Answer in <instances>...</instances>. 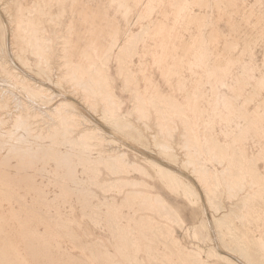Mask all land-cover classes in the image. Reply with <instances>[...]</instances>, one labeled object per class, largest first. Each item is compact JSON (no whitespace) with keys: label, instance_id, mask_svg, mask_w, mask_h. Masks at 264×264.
<instances>
[{"label":"rangeland","instance_id":"374dc122","mask_svg":"<svg viewBox=\"0 0 264 264\" xmlns=\"http://www.w3.org/2000/svg\"><path fill=\"white\" fill-rule=\"evenodd\" d=\"M133 32L143 36H136L141 38H136L135 42L139 41L135 50L126 57L123 74L130 71L132 85H137L147 102L152 97L171 96L182 103L196 145L203 149L199 157L216 172L221 183V187L213 186L215 199L212 197L210 204L193 168L183 162L185 151L179 144L184 140V128L179 119L176 135L171 138L166 131L158 132L155 116L141 120L132 112L133 93L124 87L117 54ZM43 34L51 39L54 52L47 62L32 46ZM62 34L64 39H59ZM62 47L67 59L84 66L76 68V73L86 80H96L95 75L88 77L86 73L87 69L96 70L95 62L105 67L123 101L117 112L106 114L101 105L90 110L74 92L60 68L63 59L58 52ZM0 50L8 60L6 67L0 66V83L7 81L11 66L22 67L20 71L28 72L49 87L50 94L53 92L41 95L46 104L65 97L120 141L118 147L111 141L108 143L112 145L92 139L89 142L93 146L85 149L82 137L74 141L71 134L40 135L34 129V117L26 114L18 126L15 122L9 126L6 111L15 108L9 99L5 101L4 109L0 108V264H54L53 257L66 264H152L156 260L160 264H199L184 253L188 249H195L200 260L215 264H250V259L259 257L257 254L264 263V185L259 181L251 186L248 176L244 187L230 196L222 173L227 160L213 158L206 151L207 141L213 137L227 145L228 153L239 148L245 161L261 152L253 177L259 170L264 181V0H0ZM5 88L14 90L16 97L25 96L18 87ZM143 121L151 128L144 127ZM31 128L34 132L28 133ZM156 139L171 145L173 156L167 158L155 145ZM107 148L125 152L139 163L157 160L178 172L179 180L176 173L168 176L148 164L152 176L146 179V193L152 198L155 193L163 194L179 208L180 218L175 221V215L165 213L168 211L143 207L141 197L126 204L123 199L130 188L115 184V178L121 179L123 172L114 174L106 162L99 160L109 156ZM53 151L61 154L59 160L49 155ZM63 152L66 157L73 154L68 157L76 164L73 171L68 170V160L67 164L60 162V157L65 158ZM134 169L126 174L146 178ZM172 180H176L174 186ZM255 191V198L244 201L242 196ZM113 199L118 202V219L102 213L106 200ZM247 204L253 206L248 212L244 210ZM130 215L138 219L150 216V228L157 230L153 232L157 235L151 231L143 235L130 224ZM58 218L65 223L63 226L56 227ZM159 221L164 224H157ZM204 222L211 229L202 230L204 238L197 239L190 227ZM121 224L129 237L132 235L130 242L122 240L115 230ZM148 240L150 249H155L150 250L151 254L145 245ZM177 241L185 250L175 245ZM221 253H228L230 259L218 256ZM129 254H135L138 263L132 262Z\"/></svg>","mask_w":264,"mask_h":264},{"label":"bare ground","instance_id":"6f19581e","mask_svg":"<svg viewBox=\"0 0 264 264\" xmlns=\"http://www.w3.org/2000/svg\"><path fill=\"white\" fill-rule=\"evenodd\" d=\"M58 18V17H57ZM59 20V19H58ZM54 22H57L55 20H53ZM60 22V20H59ZM58 22V23H59ZM44 29V28H43ZM41 31V30H40ZM46 31V30H45ZM143 32V31H142ZM141 32V33H142ZM42 34V33H41ZM140 33L138 34H135L133 36V38H131L129 40V42H135V40H137L136 38H139V37H136L137 35L139 36ZM143 36V33L140 34V36ZM39 36V34H38ZM41 36V35H40ZM59 39H64V35H60L58 37ZM141 38V37H140ZM139 38V39H140ZM138 39V41H139ZM34 41V39H32ZM31 40V41H32ZM58 40V39H57ZM61 41V40H60ZM137 41V42H138ZM53 42V40H52ZM63 42V41H62ZM33 43V42H32ZM3 44V43H2ZM32 46H34V51H36L37 55H38V52H40V54H42L43 56V59L46 60L45 62L47 61H50L52 57H54V52L51 48V39L46 35V34H43L41 37H37L36 38V41L34 42V44H32ZM63 48V47H62ZM3 50V49H2ZM61 50V49H59ZM1 51V50H0ZM2 53V52H1ZM19 58H21L19 55H18ZM56 57V56H55ZM58 57H60V60L61 58L63 59L62 63L60 64V68H62L61 70H63V77H65L69 83L71 84V88L74 89V92L79 94L82 99L84 100V102H86L88 104V106L90 107V110L93 109L94 111L97 110V108L101 105L103 110L108 113H111V112H114L117 110V107L118 105L120 104V101L114 91V88L108 78V75H107V72L105 70V67L99 65L98 63L95 62V66H96V70H86V73L89 77V75L91 76H96V80H91L89 78H87L88 80H86L85 76H81L79 74L76 73V68H82L84 69V66H81V65H77V64H74L73 62L69 61L66 56H65V52H64V48L62 49L61 52H58ZM42 59V58H41ZM40 59V60H41ZM58 59V58H57ZM8 62V60L6 59V57H4L3 55H0V66L2 67H6V63ZM28 62V61H27ZM44 62V63H45ZM59 62V61H58ZM12 63V62H11ZM29 63V62H28ZM42 62H40L41 64ZM49 63V62H48ZM51 63V62H50ZM53 64V63H52ZM55 65V64H54ZM94 65V63H93ZM49 66V64H48ZM58 66V64H57ZM50 67V66H49ZM59 67V66H58ZM22 68V67H21ZM20 68V69H21ZM86 68V67H85ZM20 69L17 67V66H11V70L12 71H7V81L5 82H1L0 83V108H3L5 107V101H11L13 102L14 104V108L15 110H9L7 109L6 113V118H7V122L8 125L12 122H15L14 124L16 126H18L21 122L19 123L20 119L26 114V116H33L34 117V123H32L34 125V129L35 131H37L40 135L42 133H47L48 135L52 136V135H56V133H63V134H71L70 136H74L72 139L74 141H81V140H77V138H81L82 137V143H83V146L85 147V149H89L91 146H93L89 140L91 141L92 139H99L100 141H103L105 143H108V142H114V143H117V146H118V143L120 142L119 140H117V138H113V136L111 137L110 134L105 131L103 128H101L97 123H95L94 121H92L90 118H88L84 113H82L79 109V107L77 105H75L72 101L68 100L67 98H61L60 100H57V102L55 103H49V104H46L45 101H43V99L41 98V95H44L46 94L47 96L50 94V88L45 86L44 84H42L40 81L32 78L31 76H29L28 72H22L20 71ZM23 70V69H22ZM123 70V69H122ZM51 71V69H50ZM55 72V71H54ZM59 72V71H58ZM57 72V73H58ZM6 76V75H5ZM90 76V78H91ZM58 78V77H57ZM61 79V78H59ZM64 79V78H63ZM86 80L87 84L84 83V81ZM91 80V81H90ZM59 81V80H58ZM65 81V79H64ZM67 82V81H66ZM84 83V84H83ZM63 84V83H62ZM9 85H13L14 87H18L20 93H23L25 96L23 97H16L17 95L14 96V90L10 91L8 89L5 88V86H8ZM69 85V84H68ZM105 87V89H104ZM15 88V89H16ZM13 89V88H12ZM52 92V91H51ZM17 93V92H16ZM53 93V92H52ZM51 93V94H52ZM18 94V93H17ZM50 94V95H51ZM19 96V95H18ZM55 96V95H54ZM61 96V95H60ZM64 96V95H63ZM50 97V96H49ZM56 97H57V94H56ZM59 99V98H58ZM136 99L138 100L139 103H145L146 100L144 98H142L141 96H136ZM51 100V99H50ZM164 102H171L172 103V107H173V110L174 112H177V108H178V102L176 100H173V99H169L167 98L166 101ZM159 102L157 103H154V107H158V104ZM10 107V106H9ZM12 107V106H11ZM10 107V108H11ZM88 107V108H89ZM4 109V108H3ZM13 109V108H12ZM43 109H46V112L45 110ZM139 109L138 106H135V111L134 112H137V110ZM2 110V109H1ZM0 110V111H1ZM97 112V111H96ZM102 112V111H101ZM117 112V111H116ZM115 112V113H116ZM158 112V111H157ZM2 113V112H1ZM103 113V112H102ZM106 113V114H108ZM114 113V115H115ZM139 113H141V120L144 119V120H150L151 118V112L149 110H147L145 108L144 111L140 110L139 109ZM161 113V112H160ZM166 113V112H165ZM164 113V114H165ZM101 115V114H100ZM5 118V117H4ZM1 117V119L3 121H5L6 119H4ZM75 118V119H74ZM74 119V120H73ZM1 120V121H2ZM6 122V124H7ZM3 123V122H2ZM145 123V125H144ZM159 124L160 126L163 128H165L166 130H168L170 132V135L173 136L174 135V131L176 130V124L175 122L172 120L170 121H163V117H159ZM3 125V124H2ZM14 125V126H15ZM32 125V126H33ZM143 125L144 127H148V128H151L148 124H146V122L143 121ZM9 126H12V125H9ZM13 126V127H14ZM7 127V126H6ZM2 128V127H1ZM4 128V126H3ZM9 128V127H8ZM33 128L31 129H28L30 131H28V133H32V131L34 132V130H32ZM150 130V129H149ZM146 131V130H145ZM2 132V131H1ZM2 135V134H1ZM46 135V134H45ZM44 136V135H43ZM64 136V135H63ZM185 137V135H184ZM70 140L71 142L73 140ZM187 141L184 142V143H180L179 144V147L182 148L183 150L187 151L185 153V157L183 159V162L185 163L186 166L188 167H192L193 168V173L198 177L199 179V182L201 183V186L202 188L205 190L206 193L205 196H206V202H208V204H210L212 202L213 199H215L213 196L215 194V190L213 188L214 185H220L219 187H221V184L218 183V176L216 174V172L212 169H210L209 167H207L206 163L204 161H202L199 157V151L196 150L194 152H192V150L195 148L194 144L192 143V138L191 136L188 135V138H186ZM69 140V139H68ZM74 141H73V144H74ZM155 145L158 146V148L161 150V152L164 153V155L167 157L169 156H173V154L171 153L173 151V148L172 147H167L165 145V143L162 141V140H159V139H156L155 141ZM77 143V142H76ZM79 143V142H78ZM122 143V142H121ZM218 143V142H217ZM213 144V143H208L207 144V152L213 157H215V155H217V147L220 145L218 144ZM110 145H112V143H108ZM122 145V144H121ZM114 146V145H113ZM112 146V147H113ZM120 146V145H119ZM118 146V147H119ZM108 147V146H106ZM111 148V147H110ZM115 148V147H113ZM112 148V149H113ZM220 148H221V153H225L226 152V149L223 148L221 145H220ZM25 149V148H24ZM105 149V151L108 153V157L107 158H102V159H99L101 160V162H106V166H108L113 172L114 174L117 173V171H121L123 172V177L120 179V178H115V184L118 185V186H122V187H128L130 188V190L125 194L124 196V199L123 201L127 204V203H130L132 202L133 200H136L137 197H141V205L144 207V206H148L147 209H152L153 207H156L158 208L159 210H165V211H168V212H165L166 214L169 213V217L170 215H175L174 218H176L175 221H177V217L179 219V215H178V211L177 209L171 205L169 202H167V200L162 197V195L160 193H155V195L151 196L150 193H146V189L147 187L149 186L146 179L151 177L152 174L150 172V169L148 167V165L144 164V163H139V162H136L132 159H130L128 157V154L127 153H121L120 152L118 153L117 151H115L114 149ZM13 150V149H12ZM12 150H8L10 152H12ZM23 150V149H22ZM39 150V149H38ZM14 151V150H13ZM21 151V150H20ZM24 151V150H23ZM171 151V152H170ZM175 151V150H174ZM15 152V151H14ZM25 152V151H24ZM27 152V151H26ZM25 152V153H26ZM55 153H52L49 154V155H52L54 154V157L57 159V156H61V154H56V151H53ZM58 152V151H57ZM16 153V152H15ZM14 153V154H15ZM48 153V152H47ZM58 153H61L60 151ZM103 153V152H102ZM22 154V153H21ZM56 154V155H55ZM23 155V154H22ZM25 155V154H24ZM46 155V154H45ZM63 155H65V158L63 156L60 157V162L61 163H66L67 164V161L68 160V157H70L69 155H73L71 153H68V157H66V154L63 152ZM175 155V154H174ZM6 158L8 157V155L6 154L5 155ZM176 156V155H175ZM11 157V156H10ZM9 157V158H10ZM23 157V156H22ZM53 157V155H52ZM167 157V158H168ZM5 158V159H6ZM21 158V157H19ZM174 158V157H173ZM170 159V158H169ZM2 160H4L2 158ZM21 160V159H20ZM59 160V158L57 159ZM82 161V159H80ZM172 160V159H171ZM257 160V159H256ZM256 160H253L251 163L254 165L256 164ZM6 161V160H4ZM66 161V162H65ZM70 162V160H68ZM68 162V166H69V172L70 171H73V167H75L74 164H71L70 165ZM154 166L163 174V173H166L167 175L168 174H172V173H175L173 169L171 168H168V167H165L162 165V163L158 162L157 160H152ZM171 162V161H170ZM3 164V163H2ZM5 164V162H4ZM74 165V166H73ZM237 166L241 167V170H239L237 168ZM137 169L139 170L141 173H142V176L143 177H146L145 179H135V178H132V177H129L126 173H128L127 171L130 170V169ZM134 169V170H135ZM158 171V172H159ZM112 172V173H113ZM159 172V173H160ZM74 173V172H73ZM75 174V173H74ZM73 174V175H74ZM165 174V176H166ZM223 174H224V182L226 183V185L228 186V189H229V194L230 196L233 195V192L237 189V188H241L243 185H244V182L246 181L247 179V175L245 173V171H243V164H240V162H231V164H229L223 171ZM118 175V174H117ZM257 177H253L252 176V180H251V186H254V184L256 182H259L261 181L260 180V177L258 174H256ZM163 176V175H162ZM164 176V177H165ZM169 176V175H168ZM173 176V175H172ZM177 176V177H176ZM176 179L179 178L178 175H176ZM232 176V178H231ZM171 177V176H170ZM71 178H74L73 176H71ZM162 178V177H161ZM231 178V179H229ZM174 179V178H173ZM167 180V179H166ZM179 180V179H178ZM173 181H176V180H172L170 182H173ZM180 182V181H179ZM247 182V181H246ZM34 184V183H33ZM188 184H191L190 182H188ZM187 185V184H186ZM190 185V187H192ZM103 186V185H102ZM189 186V185H188ZM244 187V186H243ZM242 187V188H243ZM34 188H35V185H34ZM194 188V187H193ZM241 188V189H242ZM41 189V188H40ZM195 189V188H194ZM203 190V191H204ZM195 191V190H194ZM197 191V190H196ZM190 192V191H189ZM42 193V192H41ZM194 193V192H193ZM219 193V191L217 192ZM38 194V193H37ZM189 194V193H188ZM192 194V193H191ZM198 194V193H197ZM258 194V191H255L253 194H250V195H247L245 196L244 201L245 200H248L250 199L251 197H254ZM39 195V194H38ZM200 196V195H199ZM217 196V195H216ZM215 196V197H216ZM213 197V199H212ZM205 198V197H204ZM19 200V199H18ZM204 200V199H203ZM44 201V200H43ZM117 201H115V199L111 201H107L105 202V205H106V209L104 211H102V213L104 212L108 217H114L115 216H120L119 213H117ZM147 203V205H146ZM239 203V202H238ZM245 205V204H244ZM221 206V203L218 204V207ZM119 207V206H118ZM253 206H249V204H247L245 206V211L248 212V210L250 208H252ZM221 208V207H220ZM218 208V209H220ZM141 209V208H140ZM216 208V210H218ZM158 210V211H159ZM221 210V209H220ZM232 211V210H231ZM220 212V211H219ZM220 214V213H219ZM143 215V214H142ZM130 224L133 223L135 225V227L139 228L140 229V232L143 234V235H147V232L149 233V231H151L150 233H156V232L150 228V223L153 221L150 220V216L148 215H144L143 217L141 218H136V217H133L132 215H130ZM161 217V215H160ZM168 218V216H166ZM129 218V216H128ZM153 218V217H152ZM57 219V218H56ZM115 219H118V218H115ZM161 219V218H160ZM165 219V218H164ZM173 219V217L171 218ZM153 220V219H152ZM174 220V219H173ZM215 220V219H214ZM219 220V218H218ZM151 221V222H150ZM168 221V220H167ZM217 221V220H216ZM214 221V222H216ZM179 222V221H178ZM218 222V221H217ZM119 223V222H118ZM157 224L160 223L159 222H156ZM162 223V222H161ZM160 223V224H161ZM65 223L58 218L57 220V226H63ZM132 224V225H133ZM164 224V223H162ZM161 224V225H162ZM218 224V223H216ZM120 225V224H119ZM153 225V224H152ZM161 225H158V228L161 229ZM157 226V225H156ZM163 228L164 225L162 226ZM55 228V227H54ZM117 228V229H116ZM151 229V230H150ZM157 229V228H156ZM159 229V230H160ZM191 229V234L195 237V238H201V232L202 230H210L211 227H210V224L207 223V222H204L202 223V225H193L190 227ZM189 229V230H190ZM230 229V228H229ZM233 228L231 227V230ZM28 230V229H27ZM31 230V229H30ZM29 230V231H30ZM115 230L120 233V235L123 237L122 240L124 241H128L130 242V237H132V235L129 237V235L127 234V231H126V228L125 226H123L121 224V226H118L117 225L115 226ZM164 230V229H163ZM26 231V230H24ZM37 231V234L40 235V236H44L43 233H41L40 231ZM172 231V230H171ZM70 232V231H69ZM173 232V231H172ZM205 232V231H204ZM209 232V231H208ZM153 233V236H156L155 234ZM163 233V232H162ZM36 234V235H37ZM203 234V233H202ZM207 234V233H206ZM141 235V234H140ZM171 235V234H170ZM204 236V234H203ZM202 236V237H203ZM247 237V236H246ZM153 238V237H152ZM204 238V237H203ZM170 239V238H169ZM239 239V238H238ZM174 241V240H173ZM176 241V240H175ZM247 241V239L245 240ZM150 241H145V245L147 246V250H149V253L151 254V251H155V249L151 250L150 249ZM178 243V247L179 249H183L184 246L183 245H179V242H175V245ZM262 245H263V248H264V239L262 238ZM176 246V247H177ZM175 247V249H176ZM39 249V248H38ZM178 249V248H177ZM176 249V250H177ZM151 250V251H150ZM175 250V251H176ZM185 250V249H183ZM189 251H184V253L187 252V254L190 256L189 258L191 259H196V262L199 263V264H215V263H212L211 261H204L203 259L200 260L196 254L194 252L195 249H188ZM163 251V250H162ZM166 251V249H165ZM180 251V250H179ZM177 250V252H179ZM240 251V250H238ZM244 251V250H243ZM182 252V251H181ZM181 252H179L181 254ZM156 253V252H154ZM153 253V254H154ZM162 253V252H161ZM166 253V252H165ZM46 254V253H45ZM125 254V253H124ZM210 254V253H209ZM217 254V252H216ZM253 255V254H252ZM255 255V254H254ZM259 257L258 258H254V259H250L251 260V263L250 264H264L262 262V257H260L261 255L260 254H257ZM49 256V255H48ZM128 258L132 261V262H135V263H138V259L136 257L135 254H129L127 255ZM154 256V255H153ZM183 257L186 255H182ZM210 256H213V255H210ZM218 256L222 257V258H225V259H230V256L228 253H221L219 254ZM246 255H244L245 257ZM110 257V256H109ZM155 257V256H154ZM184 257V258H185ZM251 257V256H250ZM247 258V257H246ZM252 258V257H251ZM128 259V260H129ZM243 258H241L242 260ZM248 260H245V263H247L246 261H249ZM52 262H54V264H62V263H65V261H63L62 259L60 260L59 258H52L51 259ZM78 259H73V261H77ZM188 260V259H187ZM240 260V261H241ZM68 261V260H67ZM264 261V260H263ZM77 262H81V261H77ZM161 261H157L156 262H153L152 264H160ZM195 262V263H196ZM69 263V262H68ZM86 263V262H85ZM242 263V261H241ZM241 263H237V264H241ZM74 264H79V263H75ZM82 264V263H80ZM139 264V263H138ZM194 264V263H193Z\"/></svg>","mask_w":264,"mask_h":264},{"label":"crops","instance_id":"0c3cea01","mask_svg":"<svg viewBox=\"0 0 264 264\" xmlns=\"http://www.w3.org/2000/svg\"><path fill=\"white\" fill-rule=\"evenodd\" d=\"M136 33H132V36H131V38H133V36L135 35ZM64 35V34H63ZM65 36V35H64ZM130 38V39H131ZM129 39V40H130ZM129 40H128V42H126L123 46H121L120 48H119V52H118V54H117V57H118V60H119V62H120V65H119V67H120V74H121V76L123 75V77H124V79H125V82H124V87H127V88H129V89H131V91H132V93H133V100H134V104H133V106H132V112H134L135 111V106H138L139 107V109L140 110H142V111H144L145 110V108L147 109V110H149L150 112H151V118L153 117V116H155V120H156V122H155V125L157 126V128H158V132H162V133H164L165 131L168 133V135H169V137H171V138H174L175 137V135H176V132H177V130H178V122H177V120H176V118H178L179 119V121H180V123L182 124V126H183V128H184V134H183V142H181V143H184V142H186L187 141V139L186 138H188V135L189 136H191V138H192V143L194 144V146H195V148L192 150V152H194V151H196V150H198L199 151V154L203 151V149L201 148V147H199L198 145H196V142H195V137L193 136V133H192V124H191V121H190V118L188 117V115H187V112H186V110H183L182 109V103L178 100V99H176V98H174V97H171V96H162L161 98H156V97H152V98H150L149 99V102H143V103H139L138 102V100L136 99V96H141L142 98H144L145 99V97L138 91V89H137V85L136 86H133L132 85V78H131V74H130V71H127L126 72V75H124L123 73H124V69H125V65H126V57L130 54V53H132L134 50H135V48H136V44H137V42H129ZM59 43V42H58ZM65 56H66V54H65ZM106 58H107V56H106ZM69 61H71L70 59H68ZM107 60V59H106ZM71 62H73V61H71ZM75 64V63H74ZM123 69V70H122ZM106 70V69H105ZM106 72H107V75H108V78H109V80H110V82H111V84H112V86H113V88H114V84H113V81H112V79H111V77H110V75H109V73H108V71L106 70ZM115 91V90H114ZM116 93V92H115ZM116 95H117V93H116ZM117 97H118V95H117ZM167 98H169V99H173V100H176L178 103V108H177V112H174V110H173V107H172V103L171 102H164V101H166V99ZM118 99H119V101H120V104L118 105V107H117V110H118V108L121 106V104H122V102L123 101H121L120 100V98L118 97ZM157 102H159L157 105H158V107H154L155 105H154V103H157ZM139 109L137 110V112H134V113H136V114H138V116L139 117H141V113H139ZM116 110V111H117ZM158 111V112H157ZM161 112V113H160ZM166 112V113H165ZM165 113V114H164ZM159 117H163V121H170V120H172L173 119V121L175 122V124H176V130L174 131V135L173 136H171L170 135V132L168 131V130H166L165 128H163L162 129V127L160 126V124H159ZM150 118V119H151ZM184 135H185V137H184ZM159 140H162V139H159ZM164 143H165V145L167 146V147H171V145H169V144H167L164 140H162ZM223 147V148H225L226 149V152L225 153H221V148H220V145L218 144V143ZM208 143H213V144H218L219 146L217 147V155H215V157L213 156V158H216V159H218V160H222V161H225V160H227V163H226V166L223 168V170H222V173H223V171H224V169L229 165V164H231V162L233 163V162H240V164H243V171H245V173H246V175H247V178H248V176H250V182H251V180H252V176L254 175L255 176V174H254V172H253V169H254V167H256L257 168V163H256V165L254 164H252L251 162L253 161V160H256L260 155H261V152H258L257 153V155L256 156H254V157H252V158H249L248 159V161H245L244 160V157H243V155L241 154V152L239 151V148H236V147H234L233 149H232V153H228V150H227V145H225L224 143H222L220 140H218L217 138H213V137H210L209 139H208V141H207V144ZM185 151V150H184ZM206 151H207V147H206ZM187 151H185V153H186ZM238 153H240L241 155H239ZM185 156V155H184ZM152 160L153 159H149L148 160V163L146 162V165H150V167H154V168H156L155 166H154V164H153V162H152ZM145 164V163H144ZM163 165V164H162ZM163 166H165V165H163ZM165 167H167V166H165ZM169 168V167H168ZM175 173H176V175H178V176H180V174L178 173V172H176V171H174ZM258 175H259V177H260V180H261V184L262 185H264V181H262V177H263V175L259 172V170H258V173H257ZM174 182H176V181H173V182H170L171 183V185L172 186H174ZM187 182H190V183H192V181L191 180H187ZM218 183H219V181H218ZM221 184V183H220ZM161 194V193H160ZM162 195V197H164L166 200H167V202H169L171 205H173L176 209H177V211H178V215H179V213H180V211H179V208L176 206V205H174L172 202H170L163 194H161ZM242 197H245V196H242ZM159 214L161 215V211H159ZM180 218V217H179Z\"/></svg>","mask_w":264,"mask_h":264}]
</instances>
